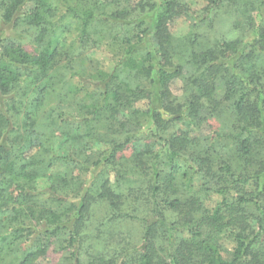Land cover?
<instances>
[{"label": "trees", "instance_id": "obj_1", "mask_svg": "<svg viewBox=\"0 0 264 264\" xmlns=\"http://www.w3.org/2000/svg\"><path fill=\"white\" fill-rule=\"evenodd\" d=\"M207 1L213 16L224 0ZM189 7L0 0V264H39L51 248L68 264H264V21L242 48L200 29L178 40ZM101 48L112 66L92 70ZM226 114L231 156L192 164L186 152ZM124 221L141 225L139 245L90 241L115 242Z\"/></svg>", "mask_w": 264, "mask_h": 264}, {"label": "rangeland", "instance_id": "obj_2", "mask_svg": "<svg viewBox=\"0 0 264 264\" xmlns=\"http://www.w3.org/2000/svg\"><path fill=\"white\" fill-rule=\"evenodd\" d=\"M254 1V5L252 4ZM261 0H224L220 7L214 12V15H207L206 9L209 5L207 0H188L190 7L189 12L184 17L176 20L171 26V32L173 36L182 40L184 37L190 36L194 30L200 29L199 32L206 35L208 38H218L224 39L228 37L229 41L240 42L239 48L247 46L249 42L254 39V30L256 29L261 17L264 21V5H260ZM261 8V13L257 12V8ZM211 40V39H210ZM26 48L29 51L33 50V46L30 42H26ZM256 53L255 51L253 52ZM89 62L90 69L94 70L97 68L112 66L111 56L107 53L105 48L96 49L92 54ZM111 68V67H110ZM181 82L172 87L173 92L176 95L181 94L180 87ZM228 119V115L221 116L211 122V126L204 131V136L200 139V142L192 147L186 152V157L189 160H193L198 163L197 159L204 157H216L223 156L228 160L231 156L227 145L224 140V136L231 133V123ZM231 149V147L229 148ZM130 155V152H127ZM239 166V162H234ZM94 173L97 174L96 169L91 170L86 174L87 181H90V176ZM99 180L111 179L114 183L116 181V174L100 173L98 176ZM237 192L234 191L233 194ZM219 200V197H213L214 201ZM105 208L100 202H97L94 206L95 219L101 220L102 215L105 212ZM178 218V217H175ZM115 233H122L116 236V239L104 241L103 239H98L96 237L90 236V241L99 243L101 248H112L120 247L126 245L137 246L142 240V227L137 221H124L115 226ZM111 232H102L101 237H107ZM99 233L97 232L96 235ZM120 236H122L120 238ZM117 241H125L122 243H116ZM229 249H231L228 246ZM70 257V251H59L55 248H51L45 259H42L39 264H68V259Z\"/></svg>", "mask_w": 264, "mask_h": 264}]
</instances>
